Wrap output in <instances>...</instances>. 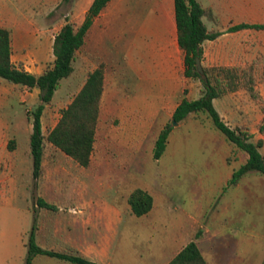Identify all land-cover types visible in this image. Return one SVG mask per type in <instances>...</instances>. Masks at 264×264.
Returning a JSON list of instances; mask_svg holds the SVG:
<instances>
[{
    "label": "rangeland",
    "instance_id": "obj_1",
    "mask_svg": "<svg viewBox=\"0 0 264 264\" xmlns=\"http://www.w3.org/2000/svg\"><path fill=\"white\" fill-rule=\"evenodd\" d=\"M132 1L139 4L145 0ZM89 2L90 0H0V26L10 33L12 54L15 57L27 55L19 67L22 68L23 64L27 68L37 64L44 68L50 65L53 60L54 35L65 23L79 25ZM199 2L205 4L203 0ZM149 3L152 7L155 6L153 0ZM216 6V11L220 12V0ZM149 7L150 5L147 6L148 10L151 9ZM205 23L215 29L222 27L220 15H215L213 22L205 20ZM100 31V28L90 31L84 46L75 55L72 74L60 81L51 103L45 106L41 117L43 136L56 125L61 110L81 89L87 74L103 63L105 88L94 149L86 171L87 184H91V178H100L101 195L108 203L117 202L135 188H147L152 193L156 210L170 217L193 212L194 205L210 202L212 206H216L215 212L212 213V209L207 207L204 221H209L211 217L221 220L220 205H228L230 209L240 207L244 210V215L231 226L236 231L238 228L243 231V226L246 227L245 234L247 240L252 242L251 249L255 259L252 264H263L264 230H260V227L264 225V176L254 172L246 174L238 191L228 188L224 190L223 186H217L219 177H225L227 173L237 169L245 154L236 148L232 149L226 162L224 157L229 143L202 113L192 114L183 123L172 126L165 152L159 160H154V142L160 130L171 121V108L177 100L165 101L161 104L162 110L158 116L147 119L138 108L144 86L143 79L140 80L139 76L148 63L146 49L138 46L133 39L126 47L117 44L111 46L112 41L109 40L105 45L104 39L99 35ZM202 47L205 53V43ZM166 49L169 53L173 51V54L178 50L175 43ZM201 65L204 68L217 67L205 55ZM172 70L177 88L182 90L195 82L196 85L187 91H190V96L196 95L197 92L193 94L194 87L200 88V84L184 78L182 56L174 55ZM156 79L159 78L155 77L154 80ZM156 86L149 84L147 91H143L144 99L156 98ZM5 94H9V97L4 100ZM248 98L251 99L250 96ZM240 100L234 106L240 107L236 116L243 118L244 112L241 110L246 104L242 98ZM2 101H6L5 106L1 105ZM36 103V89L13 87L0 78V173L7 172L16 181V187L5 184L0 191V264H24L29 235L20 238L14 230L18 225H23L24 221L30 220L32 201L38 196L36 184L39 180L44 183L46 175L53 176L66 191L73 192L81 172L77 163L62 159L58 155L59 151L44 141L42 175L38 181L33 179L29 153L32 127L27 114L34 109ZM213 106L218 113H222V98L215 99ZM260 109L264 114V102ZM240 129L245 130V127ZM55 168L58 170L54 171ZM89 192L93 194V187ZM259 198L263 202L254 203ZM127 214L129 212L124 211L123 219L118 223L121 230L128 223L125 219ZM128 237L139 241L147 238V234L132 231ZM133 252L135 253L134 250Z\"/></svg>",
    "mask_w": 264,
    "mask_h": 264
},
{
    "label": "crops",
    "instance_id": "obj_2",
    "mask_svg": "<svg viewBox=\"0 0 264 264\" xmlns=\"http://www.w3.org/2000/svg\"><path fill=\"white\" fill-rule=\"evenodd\" d=\"M92 1L90 0L88 3L87 9ZM150 1L152 2V0H145L135 4L132 0H110L93 19L86 33L84 44L90 31L100 28L101 34L99 35L104 39L105 45L109 40L112 41L111 46L117 44L126 47L133 39L138 46L144 47L148 63L142 69L144 72L139 76L140 80L143 79L144 86L138 108L143 111L147 119H151L158 116L162 110V103L177 100L171 108L172 118L175 108L183 98L195 100L199 97V87L197 89L194 87L193 94L196 92L197 94L190 96V91L187 89L196 85L195 82L182 90L176 85L172 70L174 55L182 56L184 60V53L177 44L174 1L153 0L154 7L149 3ZM203 1L205 4L197 0L203 8L210 7L214 16L220 15L222 23L220 29L207 25L208 31L218 32L219 35L213 40L204 42L206 51L204 53L203 50V56L205 55L206 59L216 64L217 67L240 69L252 67L255 89L264 100V29L231 30L232 27L240 24L264 25V0H220V12L216 11L218 0ZM147 2L151 8L149 10L147 9L148 5L145 7ZM174 43L178 50L175 54L173 51L169 53L166 48ZM26 56L15 57L11 54V62L15 66H19L21 62H24ZM100 65L103 68L105 88V66L103 63L98 66ZM22 69L38 76L45 68L40 64L27 68L23 64ZM142 70L140 69V71ZM155 77L159 79L154 80ZM149 84L157 85L154 92L157 93L155 99H144L143 91H147ZM8 97L9 94L3 95L4 100ZM248 97L245 90L223 95L220 98H222L224 107L219 115L232 129L244 126V131L252 135V142L256 143L259 139L262 140L263 145L259 152L264 155V135L258 132V126L264 118L260 109L261 103ZM240 98L246 104L241 110L244 112V119L236 116L240 107L235 108L234 106L235 103H240ZM214 102L215 99L213 105ZM1 105L5 106L6 101H2ZM232 149L235 148L229 143L227 155L224 157L226 162H228V156ZM58 153L62 159L73 161L62 152ZM246 159L247 155L245 154L243 161H240V166L246 162ZM80 169L76 189L73 192L66 191L64 186L58 184L53 176L46 175L44 183L39 180L36 184L38 196L32 201V216L29 221H24L23 225H18L14 230L20 238L32 233L36 245L43 250L77 255L97 264H168L193 240L207 264H252L254 262L252 242L247 240L245 234L246 227L243 226V231H240L239 228L236 231L231 226L235 221L239 222L244 215V210H241L240 207L230 209L228 205H220L222 219L215 220V217H211L206 222L204 221L207 216L206 208L212 209V213L216 208L210 202L194 205L193 212L189 211L172 217L164 216L160 210H156L152 193L147 188H140L152 196L153 205L147 214L136 216L131 212L128 204V197L134 189L117 202L108 203L101 195L99 188L101 179L91 178V184H87L86 171L88 167H80ZM234 170L227 173L225 177H219L217 186L226 187ZM9 175L7 172L0 173V191L4 189L5 184L16 187V181L12 180ZM40 177L35 181H38ZM244 178L245 176L236 186L228 188V190L238 191ZM260 186L263 185L260 183ZM92 187L94 192L91 195L89 189ZM98 189L99 191H97ZM262 202L263 199L259 198L254 203ZM124 211L129 212L125 216L128 223L121 230L118 223L123 219ZM262 229L264 230V225L260 227V230ZM132 231L144 232L147 234V238L139 241L131 240L128 236ZM199 232L200 236L196 238ZM123 236L125 237L123 238ZM41 262L71 264L68 261L46 255H36L31 264H40Z\"/></svg>",
    "mask_w": 264,
    "mask_h": 264
},
{
    "label": "trees",
    "instance_id": "obj_3",
    "mask_svg": "<svg viewBox=\"0 0 264 264\" xmlns=\"http://www.w3.org/2000/svg\"><path fill=\"white\" fill-rule=\"evenodd\" d=\"M68 2L70 0H64ZM110 0H93L87 9L82 22L75 26L65 23L54 35L52 42L53 60L43 72L35 76L11 62V39L7 29L0 27V78L14 85L29 90L37 89V103L27 114L31 120L29 137V153L32 160V177L37 179L42 174V158L44 141L71 158L80 167H88L94 149L96 127L99 120L101 97L104 90V74L102 66L88 73L86 80L71 102L61 110L56 125L46 136L42 134L41 117L45 106L50 104L54 93L62 79L73 72V61L76 53L84 44L85 36L93 19L101 12ZM174 17L177 30V44L184 53V77L200 84L199 97L195 100L183 98L175 108L171 121L158 133L154 142L152 157L159 160L166 150L172 121L180 123L190 114H205L213 126L225 137L234 148L247 155L246 162L235 169L224 187L232 188L240 179L250 172L264 176V155L259 152L262 140L251 141L252 135L240 128L232 129L225 124L213 106V100L227 93L245 90L253 101L264 102L255 89L252 67L204 68L200 74L195 65V58L203 57L202 44L215 39L219 33L208 31L205 20L213 22L215 16L212 9L203 8L197 0H173ZM264 29V25L240 24L231 30ZM258 132L264 135V118L258 126ZM128 204L136 216L147 214L153 205L152 196L145 190L134 189ZM200 236L197 233L196 238ZM36 255H46L70 262L71 264H97L77 255L61 254L39 248L29 235L27 254L24 264H31ZM168 264H207L197 248L195 240L190 241ZM264 264V263H263Z\"/></svg>",
    "mask_w": 264,
    "mask_h": 264
},
{
    "label": "water",
    "instance_id": "obj_4",
    "mask_svg": "<svg viewBox=\"0 0 264 264\" xmlns=\"http://www.w3.org/2000/svg\"><path fill=\"white\" fill-rule=\"evenodd\" d=\"M195 65H196V69L197 71L202 74L203 73V69H202V65H201V61L199 58H195ZM172 126L177 125V123L175 121L171 122Z\"/></svg>",
    "mask_w": 264,
    "mask_h": 264
}]
</instances>
